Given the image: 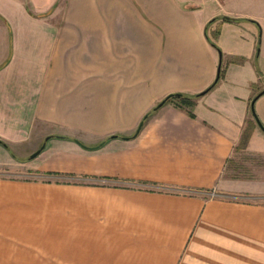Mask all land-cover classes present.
<instances>
[{
	"label": "crops",
	"instance_id": "1",
	"mask_svg": "<svg viewBox=\"0 0 264 264\" xmlns=\"http://www.w3.org/2000/svg\"><path fill=\"white\" fill-rule=\"evenodd\" d=\"M219 16L191 0H0V167L29 175L0 178V264H41V237L69 242L68 263L79 237L80 264H264V203L224 197L264 180L223 175L237 148L264 157L249 108L264 25ZM218 64L191 107L171 98L140 121ZM253 111L264 127V92Z\"/></svg>",
	"mask_w": 264,
	"mask_h": 264
},
{
	"label": "rangeland",
	"instance_id": "2",
	"mask_svg": "<svg viewBox=\"0 0 264 264\" xmlns=\"http://www.w3.org/2000/svg\"><path fill=\"white\" fill-rule=\"evenodd\" d=\"M191 1L199 4L201 7V11L210 14V18L216 15L221 16L224 14V12H228V13L233 12L239 15L246 14L250 16L252 15L256 16L264 25V0H191ZM209 28L210 27H208V29L206 30L207 34H209ZM256 61L257 60H255V62ZM221 62L222 65H224L225 61L222 60V54H221ZM222 72L223 71H220V73ZM219 79H221V75H219L218 80ZM248 131H249V124H245V127L243 129V137L244 136L246 137ZM241 143L242 142L239 143V147L243 145ZM8 154L11 155L10 153ZM0 155L3 156L4 158L7 156L6 152H4V150L1 151V149H0ZM223 175L225 177H232V178L239 177L243 179H256L257 181L261 179L264 180V157L260 154H254L253 152L248 153L246 150L237 148L233 151L231 158H229ZM28 176L29 175L24 171L16 170L15 168H8L4 166L0 167V178L25 179ZM226 196L230 197L231 199H238L241 201L264 203V194L224 195V197ZM75 224L78 228L79 222ZM75 224L73 223V228ZM62 240L63 243L61 242ZM62 240L57 241L56 239L53 238L41 237L39 242L41 264H80V258L83 255L80 254L81 239L79 237L72 238V245H71L72 263L71 262L68 263L67 261L63 260L65 258V250L66 249L70 250L69 248L70 243L68 242L69 247L65 249L66 241L65 239ZM83 241L90 242V240L88 241L86 239H84ZM56 242L63 244V247L56 248ZM84 250L85 249L83 248V253ZM34 252H37V249H34ZM67 260H69V258Z\"/></svg>",
	"mask_w": 264,
	"mask_h": 264
},
{
	"label": "trees",
	"instance_id": "3",
	"mask_svg": "<svg viewBox=\"0 0 264 264\" xmlns=\"http://www.w3.org/2000/svg\"><path fill=\"white\" fill-rule=\"evenodd\" d=\"M219 17L222 18V19H226V20H241V19H243V20H248V21H252L253 22V20L247 19V18H230V17L223 16V15H221ZM216 18L217 17H213L211 20H214ZM206 39H207V41H208V43L210 45H212L213 47H215L214 44L208 40V38H206ZM217 79H218V77H217ZM217 79H213V81L206 88H204L202 91L197 92V93H194V94H185V93H172V94H167L162 99H160L157 103H155L149 110H147L142 115L140 121L144 120L148 115H150L153 111H155L159 106H161L163 103L167 102L171 98H176L177 99L178 104H179L178 106L191 107L192 104H193L192 99L200 96L201 94H203L206 91H208L209 89H211L214 86V84L216 83ZM189 115H191L190 112H189ZM254 115L255 114H253L252 117H254ZM48 137H50V136H48ZM61 137H66V136H61ZM112 137H123V136H120L119 134H111L109 136H106L104 139H102L100 142H98L93 147H97V146L101 145L105 140H107L109 138H112ZM2 145L4 147H6L5 144L2 143Z\"/></svg>",
	"mask_w": 264,
	"mask_h": 264
},
{
	"label": "water",
	"instance_id": "4",
	"mask_svg": "<svg viewBox=\"0 0 264 264\" xmlns=\"http://www.w3.org/2000/svg\"><path fill=\"white\" fill-rule=\"evenodd\" d=\"M218 75H219V64L217 65V68H216V74H215V77H214V79H217V77H218ZM264 92V88L262 89V90H260L258 93H256L254 96H253V98L250 100V103H249V108H250V112H251V114L253 115V114H255L254 113V111H253V101H254V99L257 97V96H259L260 94H262ZM254 120H255V122H256V124H257V126L259 127V129L263 132V134H264V127L260 124V122L259 121H257L258 119H257V117L254 115ZM140 124H141V122H139L138 124H137V127H136V129H135V133L138 131V129H139V127H140ZM47 137L48 136H46L45 137V139H47ZM43 147V143L35 150V151H33L30 155H29V157L30 158H32V157H34L39 151H40V149Z\"/></svg>",
	"mask_w": 264,
	"mask_h": 264
},
{
	"label": "built area",
	"instance_id": "5",
	"mask_svg": "<svg viewBox=\"0 0 264 264\" xmlns=\"http://www.w3.org/2000/svg\"><path fill=\"white\" fill-rule=\"evenodd\" d=\"M207 195H208L209 197L218 196L217 193L212 192V191H211V192H208Z\"/></svg>",
	"mask_w": 264,
	"mask_h": 264
}]
</instances>
